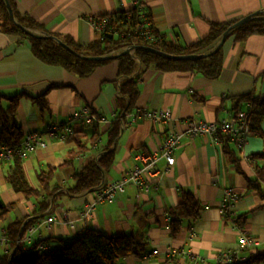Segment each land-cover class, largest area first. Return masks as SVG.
<instances>
[{
  "label": "crops",
  "instance_id": "1",
  "mask_svg": "<svg viewBox=\"0 0 264 264\" xmlns=\"http://www.w3.org/2000/svg\"><path fill=\"white\" fill-rule=\"evenodd\" d=\"M14 2L19 14L42 27L28 28L30 32L42 35L43 30L60 40L69 37L81 45L90 43L97 35L89 18L129 10L138 3L147 11L150 26L183 45L204 37L210 23L238 20L256 10H264V0ZM221 52L223 67L220 76L213 80L189 71H163L153 65L143 67L140 62H134L132 76L136 78L138 94L133 109L117 116L119 132L109 144L107 130L117 114L118 87L123 79L117 75V61L109 60L96 66L89 75L78 77L61 66L44 63L35 57L25 39L0 31V94L44 93L47 101L48 107L40 111L26 96L19 98L14 118L23 134L42 132L48 125L60 123L71 126L72 133L90 129L89 121L75 117L83 107L99 117L97 139L71 160L68 150L74 143L67 141L69 135L63 140L44 137V145L22 159L25 176L32 187L37 186L36 176L40 171L55 169L49 188L39 198L27 199L9 186L4 174L13 161L1 162L0 200L4 204L16 203V206L0 221V228L6 230L13 221H21V226L30 222L26 229L31 225L37 228L32 238L52 246L59 245V240L74 238L86 228L97 229L106 236L138 234L146 241L145 254L152 250L157 252L146 257L127 255L115 264H216L221 253L239 250L237 228L219 212L223 189L229 187L238 197L234 205L237 216L246 215L244 229L256 240L251 248L264 250V202L245 182V177L255 175L256 166L264 168V158L254 157V154L264 153V116L257 125V132L249 133L242 147L228 138L226 145L223 137L220 142L213 143L205 135H184L168 169H165L163 158L158 160L155 188L147 186L138 191L129 184L113 199L97 203L89 220L80 219L81 209L93 197L98 185L116 180L138 165L139 155L158 152L169 131L184 129V119L218 121L238 109H246V103L236 104L237 96L264 97V34H253L241 41H234L230 35L224 40ZM6 103L2 101L3 106ZM157 108L169 109L172 121L155 124L141 118L129 123L134 110ZM119 118L124 120V125ZM108 151L112 152L111 161L102 168L99 183L90 189L73 192L74 174ZM261 189L264 190L263 184ZM182 191L194 196L199 213L189 223L183 219L172 235L168 210L179 203ZM39 202L45 209L39 208ZM48 218L53 219L50 224L45 223ZM179 248L187 250L189 255L171 254ZM5 251L0 247V254ZM245 252L238 253L244 256Z\"/></svg>",
  "mask_w": 264,
  "mask_h": 264
},
{
  "label": "trees",
  "instance_id": "2",
  "mask_svg": "<svg viewBox=\"0 0 264 264\" xmlns=\"http://www.w3.org/2000/svg\"><path fill=\"white\" fill-rule=\"evenodd\" d=\"M6 2L9 3L13 18L9 17L6 8ZM143 16L148 17L147 11L142 4H137L129 10H119L110 14L95 18H106V30L97 34L96 38L86 45L77 44L69 37L62 38V42L71 48L76 54L69 52L60 45L52 36L53 33L45 32L38 35L30 32L28 28H36L32 19L17 12L14 0H0V31L16 35L19 39H25L35 57L50 65H58L67 71L73 72L78 77L89 75L93 69L109 60L93 61L79 57L102 56L108 54L117 55L114 60L117 61V75L123 79L119 83L117 97V114L107 130L109 144L117 137L119 132V121L117 116L123 112L131 111L134 101L138 94L136 78L132 76L134 61L128 53H121L126 44L136 46L135 56L139 59L141 66L148 67L153 65L157 69L189 71L195 75L203 76L207 79H217L223 67V57L221 47L212 51L219 42L223 32H225L236 20L221 23H210L207 34L195 42L183 45L175 40L165 37L152 26V31L158 39L155 42H145L133 31L134 27L141 21ZM253 34H264V10L255 16L251 21L229 29L227 37L233 36L234 41H241ZM226 37V38H227ZM144 46L153 47L169 55L180 54H203L206 57L193 60H182L166 58L156 54ZM26 96L33 105H36L40 111H44L47 106L45 94L30 95L20 91L11 96L0 94V144L16 147L23 137L22 129L14 118L19 98ZM6 100V106L2 101ZM236 104L246 103V109L249 114L248 125L250 133L257 132L258 123L264 116V97H256L249 94L236 97ZM240 110V109H238ZM92 118L87 122L90 129L78 130L67 137V141L74 143L73 148L68 150L71 157L84 152L88 144H92L97 139L99 121L98 115L91 111ZM224 144L227 145L228 139L223 137ZM225 145V148H226ZM112 152L108 151L96 162L89 161L76 174H74L75 185L73 192H80L96 186L101 179V170L106 168L111 161ZM256 158H264V153L254 154ZM12 164L4 174V179L15 191L23 194L27 199L39 198L43 191L49 188L51 179L55 172L54 168H47L40 171L37 176V186L32 187L24 173L22 159L15 157ZM246 186L254 189L260 199L264 202V168L255 167L253 177H245ZM39 208L45 209V205L39 202ZM16 206V203L4 204L0 200V221H3L7 214ZM199 205L194 196L182 191L179 203L169 208V229L174 235L183 219L188 223L198 217ZM238 221L242 225L245 223V214L238 215ZM27 224L21 226V221H13L6 227L8 237L13 241L10 243L12 252L8 254L5 251L0 254V264H115L117 260L127 255L138 257L146 253V241L138 234H124L116 236H106L102 232L93 228H86L70 240H59L56 251L44 253L37 250L35 246H26L16 244L14 241L17 236L24 234ZM264 250L250 248L246 250L244 259L237 260L231 264H263ZM218 264V263H216Z\"/></svg>",
  "mask_w": 264,
  "mask_h": 264
},
{
  "label": "built area",
  "instance_id": "3",
  "mask_svg": "<svg viewBox=\"0 0 264 264\" xmlns=\"http://www.w3.org/2000/svg\"><path fill=\"white\" fill-rule=\"evenodd\" d=\"M139 4V3H138ZM89 23L94 29L96 34L100 36L106 30V18H89ZM141 40L145 42H155L158 37L153 34L151 26L147 22V17L143 16L141 21L134 27L133 30ZM136 46L126 44L122 49L127 50V53L132 57L134 62L139 63V59L135 56ZM75 117H84L86 121L92 118L87 107L81 108ZM147 118L155 124H168L172 121L171 111L167 108L157 109H136L132 112L131 122L136 119ZM249 114L247 109L236 110L227 118L218 121H204L195 120L193 118H186L183 120L184 129L181 131H169L163 138L158 152L144 153L139 155L140 163L135 165L129 171L122 174L118 179L101 183L98 185L94 192L93 197L87 201L80 211V219L89 220L92 211L97 203L113 199L117 194L124 192L127 185H134L138 191H141L147 186L156 187L158 182L155 179L159 175L157 162L160 158L165 160V169H168L174 162V150L180 144L184 135L195 136L205 135L211 142L218 143L222 137L235 142L238 147H242L246 142L247 135L250 133L248 125ZM122 125L124 120L119 118ZM72 127L66 123L48 125L44 131H29L23 134V137L16 147L6 146L0 144V164L3 161H10L18 157L20 159L26 158L36 148L43 146L44 137L53 138L56 140H63L72 133ZM237 194L232 188L225 187L223 189L222 203L219 207L221 215L231 221L239 232V250L227 251L217 256L216 263L218 264H231L234 261L244 259V256L239 255V251H245L256 244V240L246 233L244 226L239 223L237 214L234 209L235 202L237 201ZM52 218L45 220L46 224L52 222ZM37 228L34 225L26 229V234L18 236L14 241L16 244L29 243L34 244L37 250L44 253L56 251V246H52L45 242L37 241L32 238V233ZM13 242L7 234L5 228H0V247H4L8 254L12 252L9 249L10 243ZM157 250H152L150 254H144L146 257L155 254ZM172 255H189V252L183 248L172 250Z\"/></svg>",
  "mask_w": 264,
  "mask_h": 264
},
{
  "label": "water",
  "instance_id": "4",
  "mask_svg": "<svg viewBox=\"0 0 264 264\" xmlns=\"http://www.w3.org/2000/svg\"><path fill=\"white\" fill-rule=\"evenodd\" d=\"M6 8L8 10L9 13V17L12 19L13 18V14H12V10L11 7L9 5L8 2H6ZM261 13V10H256L254 12H251L250 14H247L241 18H239L238 20H236L225 32H223L219 42L216 44L215 48L212 50L213 52L218 50L224 40L227 37V33L229 31V29L237 27L238 25H241L243 23H246L248 21H251L255 16L259 15ZM53 39H55L60 45H62L65 49H67L69 52L73 53L74 55H78L76 54L71 48H69L65 43L62 42V40H60L59 38L52 36ZM146 49L159 54L161 56H164L166 58H173V59H182V60H193V59H198V58H204L206 57V55H208L207 53H203V54H180V55H169L166 53L161 52L158 49H155L153 47H147L144 46ZM121 53H127V50H123ZM117 55L114 54H108V55H102V56H85V55H79V57L83 58V59H87V60H93V61H105V60H112L116 57Z\"/></svg>",
  "mask_w": 264,
  "mask_h": 264
}]
</instances>
